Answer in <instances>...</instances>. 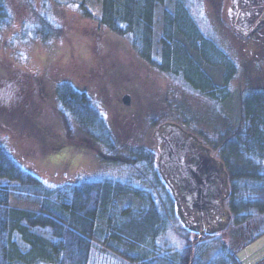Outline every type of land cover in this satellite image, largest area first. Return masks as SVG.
<instances>
[{
	"label": "trees",
	"instance_id": "1",
	"mask_svg": "<svg viewBox=\"0 0 264 264\" xmlns=\"http://www.w3.org/2000/svg\"><path fill=\"white\" fill-rule=\"evenodd\" d=\"M191 3L100 0L97 15L99 25L127 40L142 63L152 65L170 85L172 80L175 82L176 96L171 97L180 94L183 105L173 101L160 112H148V101L137 102L136 90L115 88V66L103 61L99 64L108 74L106 84L117 91L110 103L108 97L99 100L82 91L80 83L65 82V78L55 87L41 75H21L20 70L16 75L0 68L2 96H7V88L21 83L28 87L34 81L38 95L46 102L53 94L60 103L66 134L49 128L45 122L31 123L19 114L21 124L29 129L28 135L39 143L47 165L72 167L71 161L50 156L64 145L82 151L84 145L69 142L75 133L77 137L92 136L96 145L103 144L107 161L144 164L148 169L127 180L102 177L48 183L24 167L0 141V178L16 182L0 184V264H94L91 251L101 245L126 253L138 264H242L237 253L264 236V40L259 46L251 43L247 48L251 56L246 53L239 63L205 34L191 13ZM223 7L218 14L220 20ZM11 22L8 0H0V32ZM42 32L39 28L38 33ZM215 72L220 80L214 79ZM234 79H239V115L231 118L216 110L215 105L219 107L232 97L230 84ZM45 85L48 89L44 91ZM20 92L24 95L23 90ZM121 92H132L131 104L123 103ZM105 103L109 104L107 109ZM98 106L114 111L104 115ZM205 112L215 114L217 122L211 124ZM15 113H19L16 107L0 105V119L8 125L14 126ZM165 120L179 122L224 164L229 175L226 205L231 219L223 231L232 228L231 238L223 240L207 233L198 238L180 221L156 163L152 133ZM126 195L135 196L141 207L122 210L118 199ZM101 219L106 221L104 228L99 226ZM169 228L180 231L186 245L161 252L157 239ZM255 264H264V257Z\"/></svg>",
	"mask_w": 264,
	"mask_h": 264
},
{
	"label": "rangeland",
	"instance_id": "2",
	"mask_svg": "<svg viewBox=\"0 0 264 264\" xmlns=\"http://www.w3.org/2000/svg\"><path fill=\"white\" fill-rule=\"evenodd\" d=\"M8 4L12 12V22L3 32H0V68L2 70L9 71L11 74H16L20 70L21 75L26 74L25 72H31L34 76L41 75L45 82L51 80L55 83V87L65 78V82L80 83L82 91L94 95L99 100L108 97L107 100L110 103L115 99L117 91L110 84H106L108 74L99 64L103 61L115 66L116 77L112 80L115 88L127 86L131 91L136 90L138 92L137 102L148 101L146 108L151 107L148 112L152 110L156 113L160 112L173 101L183 105V98L180 94L178 98L171 97L176 96L175 89L178 88L173 80L170 85L168 79L152 65L148 63L146 65L136 57L127 40L119 38L99 25L98 18L94 15L100 14V0H8ZM191 4V13L197 18L205 34L220 43V46L239 63L242 64L243 59L246 58L247 48L251 43L256 42L259 46L263 42L264 29L256 38L253 36L254 38L243 43L230 27L219 19L218 14L220 7L224 4L223 0H192ZM87 13L94 15L91 17ZM39 28L43 30L42 34L38 33ZM118 69L119 72H117ZM214 79L220 80L217 72H215ZM46 85L42 87L44 91L48 89ZM3 88L1 81L0 93ZM20 90H23L24 95ZM38 91L36 83L32 81L31 86L28 87L25 83H21L15 88H7L6 97L0 94V105L13 106L19 111L13 115L14 126L0 119V141L8 152L24 164V167L46 182L54 184L82 182L102 177L127 180L131 176L138 177L144 171L147 172L148 169L144 164L134 166L105 160L103 144L96 145L95 138L92 136L86 137L79 134L80 136L77 137L75 133L71 134L73 140L69 142L84 145L82 151H74L71 145H64L50 156L51 159L69 160L73 164L72 167L47 165L41 155L39 143L28 135L29 129L21 124L19 114L25 119H30L31 123L32 121L36 124L45 122L49 128L63 131L65 134L68 128H64L60 103L55 95L52 94L46 102L44 97L38 95ZM230 91L232 97L229 101L221 102L219 107L217 105L215 107L216 110L220 109L229 117L236 118L239 115V79L233 80L230 84ZM123 95L124 92H121V99ZM133 98L134 96L131 100ZM105 105L107 109L109 104L105 103ZM98 107L104 115L114 111L110 108L108 112L104 107ZM205 114L209 117L211 124L217 122L215 114L211 112H205ZM158 126L153 130L154 132ZM154 132L152 136L157 145ZM10 182L16 183L0 178V184ZM118 203L122 210L141 207V201L133 195L121 196ZM101 220L99 226L106 227V221ZM232 230L229 228L213 237L229 239ZM179 232L174 228H169L162 233L157 239L160 244L159 250L163 252L166 248L179 250L183 248L186 242H183ZM237 255L242 264L258 262L264 257V236L240 250ZM90 258L94 264H138L128 259L129 256L126 253L123 254L102 245L93 247Z\"/></svg>",
	"mask_w": 264,
	"mask_h": 264
},
{
	"label": "water",
	"instance_id": "3",
	"mask_svg": "<svg viewBox=\"0 0 264 264\" xmlns=\"http://www.w3.org/2000/svg\"><path fill=\"white\" fill-rule=\"evenodd\" d=\"M224 17L244 38L264 26V0H228ZM129 105L131 95H123ZM159 149V171L171 190L177 214L185 227L212 234L225 228L231 219L226 207L230 195L229 175L194 134L166 122L154 132Z\"/></svg>",
	"mask_w": 264,
	"mask_h": 264
}]
</instances>
